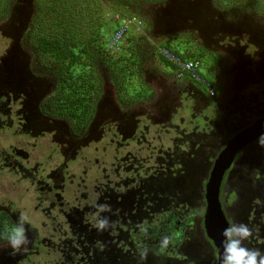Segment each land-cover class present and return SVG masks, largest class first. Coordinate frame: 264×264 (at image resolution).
Here are the masks:
<instances>
[{"label": "flooded vegetation", "instance_id": "1", "mask_svg": "<svg viewBox=\"0 0 264 264\" xmlns=\"http://www.w3.org/2000/svg\"><path fill=\"white\" fill-rule=\"evenodd\" d=\"M200 1L206 16L177 21L168 38L188 35L214 61L216 84L205 77L213 95L188 74L159 72L153 42L145 46L138 94L128 102L103 77L89 118L63 112L69 103L56 105L68 95L66 75L21 42L32 27L28 12L11 21L17 1L0 5V20L10 16L14 30L3 32L12 46L0 55V264H222V243L210 230L221 227L209 218L213 173L236 136L264 120V10L229 18L214 0ZM143 18L151 34L149 13ZM262 136L234 156L219 202L229 227L253 230L244 246L264 253ZM21 214L30 242L14 250L6 236ZM105 218L108 226L98 230Z\"/></svg>", "mask_w": 264, "mask_h": 264}, {"label": "trees", "instance_id": "2", "mask_svg": "<svg viewBox=\"0 0 264 264\" xmlns=\"http://www.w3.org/2000/svg\"><path fill=\"white\" fill-rule=\"evenodd\" d=\"M97 1L101 2L102 5ZM104 1L106 6L112 8H110L112 10L111 17L107 22L102 21L107 15L106 11L102 9ZM164 1L36 0V16H34L33 25L29 32L33 56L44 66L64 70L67 83L70 77L73 78L76 75H78L76 79H81L82 83L79 88H76L77 82H71L74 88H65L68 93L63 98L65 102L56 103L60 108L64 103H69L70 108L63 107V112L71 114L80 112L78 117H90V112L94 109L102 93L101 82L103 76L100 73L102 67L110 68V74L115 78H113L114 81L112 80L113 83L116 84V87L117 85L121 87H117L119 93L125 91L124 84H126L129 76H135V79H137V76L140 75L142 61L138 59V55L143 51L140 43L143 39L150 37H147L150 29L149 24L146 25L144 30L146 31L145 37H142L140 41H137V39L141 37V34L132 33L125 38L123 42L127 40L131 45L127 47V51H123L117 57L115 53H119V51L109 48L111 37H106L104 28L112 29L114 23H117L118 27L119 19L133 16L145 21V18H143L145 7L157 5ZM263 2L264 0H214L215 6L221 9L224 15L229 18H237L243 13H252L256 10L263 11ZM116 17L119 19H116ZM176 37L188 44L193 41L188 35L179 34ZM167 47L174 50L183 59H190V53L184 54L177 48ZM163 60L175 69L173 64L165 59ZM94 85L95 99L90 98V89Z\"/></svg>", "mask_w": 264, "mask_h": 264}, {"label": "rangeland", "instance_id": "3", "mask_svg": "<svg viewBox=\"0 0 264 264\" xmlns=\"http://www.w3.org/2000/svg\"><path fill=\"white\" fill-rule=\"evenodd\" d=\"M4 1L5 0H0V5H2ZM16 1H17V5H15V7H14V12L12 13L11 17L9 16L11 21H12V19L15 18V16H16L17 13L18 14L19 13H22L23 14V17H24L26 15V11L28 12V14L31 15V12H35L36 9H37L36 0H34V3L35 4L34 3H31V0H26V1H24V0H16ZM188 1L189 0H165L164 2H162L160 4L150 5L148 7H145V9L143 10V14L149 13V15L151 17V20H152V23H153V21H156V20L158 21V19H159L158 16H161V17H164L165 15L169 16V12L168 11H164L163 5L169 4L171 2L172 3L175 2L177 5L180 6V4H182V5L183 4H186ZM97 2H99V1H97ZM99 3L102 5L101 2H99ZM105 4H106V2L104 1V4H103L104 7L102 6V9L104 11H106L107 15H106L105 19H103V17H102V19H103L102 21L105 20V22H107L108 19L111 17V11H112L111 9L112 8L109 7V6H106ZM263 4H264V2L262 3V5ZM194 5H196L197 7H199L200 2H197ZM34 16H36V15H33L32 14L30 16V19L28 20V21H32V25H33V21H34V19H33ZM9 17H5V20H0V55L3 54L6 50H8L10 48V46H12V43L9 41L8 37H5V35L3 33L6 30L9 31L11 29V31H12V29H13L12 28V25L10 26L9 25V22L6 21V19H8ZM16 27H18V24H16ZM116 27H117V23L116 24L114 23V25L112 26V29H109L107 27L104 28V34L106 35V37L110 38L113 35ZM173 29H175V28H173ZM144 30L141 33V37H139L137 39V41H140L142 39V37H145V34H146L145 32L146 31H144ZM29 32L27 33L26 38L24 36V40L21 41L23 43V45H29V43H30ZM1 33H3V35ZM7 33H9V32H7ZM177 35H179V34H177ZM148 36H150V37H148ZM176 36L169 37V38H166L164 40H161L162 39L161 36H159V38H155V36H153V34L152 35L151 34L147 35L148 38L147 39H143V41H141V43H140L141 49L143 51L138 55V59L142 60L144 56H147L146 49H145L147 47L146 45L147 44L149 45V44H151V43L154 42V48H153V51H152V59L151 60H152V63L155 65V68L159 72H162V73H165V74H170L172 72L170 68H172L176 72V74H177L178 71H176L173 67H171V65L167 64L162 59V56L160 55V52H159V50H160L161 47H167V46H169V47L177 48V49L180 50V52H182L184 54L190 53V55H191L190 56V59H197V60H199L200 63H201V65H202L201 66V69H200L201 73L208 80H210L211 82H213L214 84H216L215 83V77H214V70H213V65L215 64L214 61L211 62V59L206 54H201L198 51L197 47L194 46L193 44H188L187 42H185L184 40H181L179 37L177 38ZM154 38L157 39V40H161V41H158L157 42V40H154ZM107 40H109V39H107ZM18 44H20V42H18ZM130 45H131V43H128L127 40H126V42H123L121 44L120 50H117V51H119V53H115V56L117 57L120 54H122L123 51H127V47L130 46ZM45 67L48 68L50 71H53V73L55 75L64 74V70L59 69L57 67L54 68V69L50 67L52 70L49 67H47V66H45ZM100 73H101V75L103 77H106L107 80H109V81H112L113 78H114L110 74V68L109 67H102L100 69ZM67 78H68V76H67ZM76 78H78V75H76L73 78L70 77V79H69V81L67 83V86H66L67 89H73L74 86H72V83H75V82H77V87L76 88H79L81 86L80 85V84H82L81 83V79H76ZM127 79H128L127 82L125 81L126 84H124V87H125V91L124 92L122 91V92L119 93L117 87H119V88H121V87L118 86V85L116 87V84L110 85V89L114 90L121 98H126V101L131 102L132 99H133V96L132 95L135 94L138 91V88L139 89L141 88V85L143 83L138 82L137 79H135V76H129ZM199 85H200L199 87L201 89L205 88V85H202V84H199ZM143 89H144V86H143ZM143 89H142V91H143ZM137 94H135V95H137ZM167 139H168V137H167ZM167 139H165V141H164L165 148H168V146L171 145V143H167L166 144ZM154 146H157V142H154ZM141 147L143 148V146H141ZM147 153L148 152H145L144 155L146 156ZM148 158H151V153L149 154ZM196 228H199L198 222H196L194 224V227L192 228V230H195ZM192 232L194 233V231H192ZM191 244H192V242L190 241L189 242V245H190V248H191V251H192V250H194V248L191 247ZM191 251H190V253H192Z\"/></svg>", "mask_w": 264, "mask_h": 264}, {"label": "water", "instance_id": "4", "mask_svg": "<svg viewBox=\"0 0 264 264\" xmlns=\"http://www.w3.org/2000/svg\"><path fill=\"white\" fill-rule=\"evenodd\" d=\"M200 1V0H199ZM31 3H34V0H31ZM194 3L189 5V1L186 4L177 5L175 2H171L169 4L163 5L164 11L169 12V16L165 15L164 17L158 16V21H153L152 23V32L153 33H161L164 39L168 38L169 34L172 33L170 29L176 28L178 25L176 22H186L188 19H196L200 22L206 15H204L205 7L202 5L200 1L199 7L194 5ZM35 4V3H34ZM32 9V8H31ZM33 12H31V15ZM29 14V17L31 16ZM200 19V20H199ZM168 29V31H165ZM151 32V35L153 34ZM260 128H264V120L262 122L256 123L252 128L242 132L238 136H236L235 140L230 144L228 149L226 150V157L222 158L220 162V166L217 172L213 173V183H215V190L213 192V196L216 200V208L209 209V218L211 217V222L213 224L219 222L222 226L219 227V231L217 227H211L210 230L215 232L214 238L221 243L224 241L225 237L222 235L223 231L229 227V223L223 215V211L219 202V194H220V186L223 174L228 166L234 160V156L246 146L250 142H254L259 136L264 135V131L260 132ZM263 130V129H262ZM240 143V145H239ZM217 212V213H216ZM214 240V241H215ZM215 242V243H216Z\"/></svg>", "mask_w": 264, "mask_h": 264}, {"label": "clouds", "instance_id": "5", "mask_svg": "<svg viewBox=\"0 0 264 264\" xmlns=\"http://www.w3.org/2000/svg\"><path fill=\"white\" fill-rule=\"evenodd\" d=\"M260 143L264 146V136L261 137ZM107 210L102 208L101 211ZM27 217L21 214L19 223L6 236L9 246L18 250L21 246L28 244L30 241L26 235L24 222ZM108 220L101 219L95 227L98 230H104L108 226ZM222 235L225 237L222 242L223 254L222 264H264V253L259 249H250L244 246L243 242L253 235V230L247 224H233L226 228ZM170 243L169 237H164L161 241V247L166 248ZM146 252L143 253L146 256Z\"/></svg>", "mask_w": 264, "mask_h": 264}, {"label": "built area", "instance_id": "6", "mask_svg": "<svg viewBox=\"0 0 264 264\" xmlns=\"http://www.w3.org/2000/svg\"><path fill=\"white\" fill-rule=\"evenodd\" d=\"M116 19L119 18L116 17ZM118 23V27L115 29L109 40V48L115 51L119 50L122 42L130 34H141L144 30L143 22L137 16L119 19ZM159 52L163 59L167 60L177 68L180 75L188 74L192 80L205 84L209 87L210 95H213L214 90L208 85L205 76L200 71L202 66L200 61L195 59H183L174 50L168 47H161Z\"/></svg>", "mask_w": 264, "mask_h": 264}, {"label": "bare ground", "instance_id": "7", "mask_svg": "<svg viewBox=\"0 0 264 264\" xmlns=\"http://www.w3.org/2000/svg\"><path fill=\"white\" fill-rule=\"evenodd\" d=\"M222 226V225H221Z\"/></svg>", "mask_w": 264, "mask_h": 264}]
</instances>
